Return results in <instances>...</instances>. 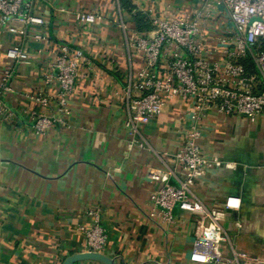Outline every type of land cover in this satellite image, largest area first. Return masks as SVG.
<instances>
[{
    "label": "crops",
    "instance_id": "0c3cea01",
    "mask_svg": "<svg viewBox=\"0 0 264 264\" xmlns=\"http://www.w3.org/2000/svg\"><path fill=\"white\" fill-rule=\"evenodd\" d=\"M205 2L31 0L33 14L44 23L28 26V32H41L46 39L29 37L24 43L30 61L15 66L14 91L5 96L17 117L0 118V264H64L70 256L87 253L80 227L91 223L88 210L95 207L101 209L108 233L100 253L115 264H204L191 259L201 231L196 214L175 209L172 223L150 215L151 195L162 185L151 170L164 167L162 158L172 164L169 154L179 148L193 123L202 131L199 142L206 155L235 163L233 169L209 171L197 182L195 194L208 206H222L228 195L241 198L239 212L225 213L224 229L232 247L246 255L237 264H264L262 117L212 111L197 122L192 102L171 99L143 126L147 146L129 145L125 89L142 66L140 54L128 45L130 32L146 34L155 15L193 17ZM78 11L104 17L84 26L76 21ZM202 22L211 47L234 27L221 5ZM19 40L20 34L0 24V72L8 64L7 49ZM60 43L84 49L93 66L80 70L69 127L55 126L39 135L26 113L36 108L27 95L46 88L43 76ZM166 71L162 64L160 74ZM73 264L107 263L88 258Z\"/></svg>",
    "mask_w": 264,
    "mask_h": 264
},
{
    "label": "built area",
    "instance_id": "2783aa9c",
    "mask_svg": "<svg viewBox=\"0 0 264 264\" xmlns=\"http://www.w3.org/2000/svg\"><path fill=\"white\" fill-rule=\"evenodd\" d=\"M217 5L223 7L234 27L219 37L217 47H211L204 38L202 21ZM103 17L102 13L92 11H78L75 15L84 26ZM152 22L153 27L146 34L133 30L128 37L129 47L142 59L135 79L125 89L130 147L147 146L143 126L161 114L171 99L192 102L197 122L212 111L264 119V0H206L205 7L193 17L164 13L155 15ZM17 23L24 27L18 28ZM43 23L42 16L33 14L31 0H0V24L21 35V40L7 49L8 64L0 72V118L14 121L17 117L5 96L14 91L15 66L30 61L24 43L29 37L46 39L41 32L30 34L28 26ZM90 59L81 47L66 43L57 46L43 76L46 88L27 95L36 104V108L26 109L36 134H45L55 126L69 127L71 97L81 68L93 66ZM162 64L167 69L163 75L159 72ZM134 91L138 93L134 95ZM201 135L199 125L191 124L179 148L169 154L172 164L161 157L164 167L151 170V177L162 185L151 195L150 215L172 223L175 209L196 214L201 231L191 259L204 264H237L246 255L232 247L223 219L227 211L239 212L241 198L228 195L222 206H208L194 192L197 182L209 171L220 167L233 169L235 163L206 155L199 142ZM88 213L91 223L80 227L85 237L83 248L87 252H102L108 233L101 209L95 207ZM237 227H241L240 221Z\"/></svg>",
    "mask_w": 264,
    "mask_h": 264
},
{
    "label": "water",
    "instance_id": "95a60500",
    "mask_svg": "<svg viewBox=\"0 0 264 264\" xmlns=\"http://www.w3.org/2000/svg\"><path fill=\"white\" fill-rule=\"evenodd\" d=\"M88 258H98L102 261L106 262L107 264H115L112 260L106 257L104 254L100 252H87V253H80L73 256H70L64 264H73L76 261Z\"/></svg>",
    "mask_w": 264,
    "mask_h": 264
},
{
    "label": "trees",
    "instance_id": "16d2710c",
    "mask_svg": "<svg viewBox=\"0 0 264 264\" xmlns=\"http://www.w3.org/2000/svg\"><path fill=\"white\" fill-rule=\"evenodd\" d=\"M139 17V16H138ZM138 17H136V18H138Z\"/></svg>",
    "mask_w": 264,
    "mask_h": 264
}]
</instances>
